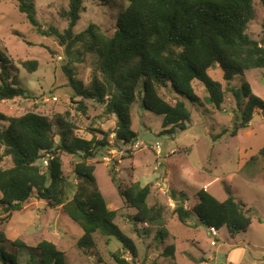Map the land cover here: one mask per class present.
Returning a JSON list of instances; mask_svg holds the SVG:
<instances>
[{"label": "trees", "instance_id": "1", "mask_svg": "<svg viewBox=\"0 0 264 264\" xmlns=\"http://www.w3.org/2000/svg\"><path fill=\"white\" fill-rule=\"evenodd\" d=\"M18 1V10L27 22L44 36L55 37L63 49L62 71L73 96L80 99L74 102L76 110L85 115L84 100L94 101L103 108L102 121L113 117L115 127L111 131L88 128L91 138L86 140L76 135V125L67 111L56 114L51 121L34 112L15 117L0 113V204L8 214L21 211L30 198L45 201L50 208L61 207L83 232L77 241L79 248H92L93 236L99 234L115 239L130 255L131 261L121 253L113 254L116 264H134L136 245L115 224L117 212L108 208L97 185L95 166L89 160L100 148L111 147L110 135L112 145H120L118 149L132 144L137 135L132 130L131 109L137 100L142 108L162 117L163 134L172 136L186 131L191 124L190 113L181 99L201 106L195 82L203 86L207 94L204 100L214 109H221L224 92L210 77V71L221 70L224 80L244 77L250 70L264 71V15L262 37L254 40L247 34L249 22L256 20L255 3L264 13V0H91L94 5L116 11L110 35L96 24L74 33L86 10L85 0H70L68 10L62 13L67 19L62 33L53 28L48 33L41 28L33 0ZM86 54L95 59V68L88 85L83 86L76 79L75 64L82 62ZM17 64L29 73L38 66L36 60H19ZM13 68V61L0 48V101L25 96L24 89L9 76ZM168 95L172 98L167 99ZM236 105L240 112L231 136L248 129L255 116L264 118V101L252 93L246 81L236 96ZM97 135L100 139H96ZM62 154L76 158L72 183L64 176ZM46 156L47 166L42 167ZM5 159L10 161V167L3 166ZM263 159L264 146L245 161L241 172L255 170ZM114 166L113 163L108 169V176L118 196L134 210V221L154 227V240L163 243L168 235L164 207L148 203L152 185L129 181L122 187ZM196 196L197 203L187 209L183 204L185 195L173 194L172 212L181 224L189 226L194 215L196 222L192 227L201 224L208 230L225 228L231 239L249 229L250 211L234 196L229 194L220 201L204 189ZM3 243L9 244V250ZM20 250L31 251L26 264H66L65 253L50 241L42 240L29 248L18 239L8 241L0 233V264H20ZM163 255L170 258V264H177L174 244L166 246Z\"/></svg>", "mask_w": 264, "mask_h": 264}, {"label": "rangeland", "instance_id": "2", "mask_svg": "<svg viewBox=\"0 0 264 264\" xmlns=\"http://www.w3.org/2000/svg\"><path fill=\"white\" fill-rule=\"evenodd\" d=\"M33 1L37 21L44 31L49 33L48 30L53 28L62 33L66 29L67 19L62 13L68 10L70 0ZM85 2L86 10L74 33L82 32L89 24H96L110 35L116 11L94 5L91 0ZM18 4V0H0V48L5 49L13 61L14 68L9 71V76L24 89L25 96L0 101V113L15 117L34 112L51 121L56 114L67 111L76 125V135L86 140L91 138L88 128L114 129L115 118L102 121L103 108L96 102L84 100L87 106L85 115L76 110L74 102L80 99L73 96L62 71L65 64L63 49L55 37L44 36L31 26L25 15L19 12ZM263 15L262 7L255 3L256 20L250 21L247 29V34L254 40L262 37ZM19 60H36L37 70L29 73L17 64ZM75 66L76 79L83 86L88 85L95 68L93 56L84 55L82 62ZM209 75L224 92L220 110L204 100L207 94L203 86L195 82L194 90L201 99V106H192L188 100L181 99L190 113L191 124L186 131L171 136L162 132V117L142 108L139 99L131 109L132 130L137 135L132 144L118 149L120 145L113 146V135H110L111 147L100 148L95 158L89 160L95 166L97 185L108 208L117 212L115 224L136 245L134 264H170L171 260L163 255V250L171 244L175 246L177 264H230L229 259L234 261L233 264H257L264 257V159L249 173L240 170L245 161L264 146V118L255 116L248 129L237 132L236 136L230 134L240 112L236 96L243 81L264 101V71L250 70L244 77L234 76L230 80H224L219 69L210 71ZM170 98L172 95L167 96ZM96 139L100 136L97 135ZM61 160L64 176L72 183L76 158L62 154ZM113 163L122 187L129 181L152 185L148 203L164 207L168 235L163 243L154 240V227L134 221V210L118 196L108 176ZM3 166L10 167V161L5 159ZM204 185L206 191L220 201L229 194L242 201L252 217L250 229L236 235L233 241L225 228L217 230L214 239L208 235L205 226L196 224L192 227L196 222L194 215L188 221L189 226L181 224L172 212L175 205L173 194H184L188 203L183 201V204L189 209L197 203L196 195ZM0 233L8 241L18 239L29 248L36 247L42 240L50 241L65 253L66 264H116L112 258L115 253H121L131 261L120 243L99 234L93 236L95 244L92 248H79L77 241L83 233L81 228L65 215L61 207L50 208L45 201L35 198H30L21 211L10 214L0 204ZM213 239L215 245H211ZM2 246L9 250L8 243ZM30 255L31 251L20 250V264H26Z\"/></svg>", "mask_w": 264, "mask_h": 264}, {"label": "built area", "instance_id": "3", "mask_svg": "<svg viewBox=\"0 0 264 264\" xmlns=\"http://www.w3.org/2000/svg\"><path fill=\"white\" fill-rule=\"evenodd\" d=\"M157 153L159 154L160 153V147L159 145H157ZM47 162H48V156H46L45 158H43L42 160V167H46L47 166ZM216 233L217 231L213 228H211L210 230H208V235L210 236H213L214 239H216ZM211 240V245H215L216 244V241L215 240Z\"/></svg>", "mask_w": 264, "mask_h": 264}, {"label": "crops", "instance_id": "4", "mask_svg": "<svg viewBox=\"0 0 264 264\" xmlns=\"http://www.w3.org/2000/svg\"><path fill=\"white\" fill-rule=\"evenodd\" d=\"M203 189L204 190H207V187L204 185L203 186ZM225 200V199H224ZM221 201H223V200H221ZM188 203V201L187 200H185V204H187ZM251 224H252V222H251ZM251 226V225H250ZM249 229H250V227H249ZM227 232V231H226ZM228 234V233H227ZM230 240H233L234 241V238L233 239H231V238H229ZM233 243V242H232ZM229 263L230 264H233L234 263V261L233 260H231V259H229ZM252 264H255V263H252ZM257 264H264V257L262 256V258L260 259V260H258L257 261Z\"/></svg>", "mask_w": 264, "mask_h": 264}]
</instances>
